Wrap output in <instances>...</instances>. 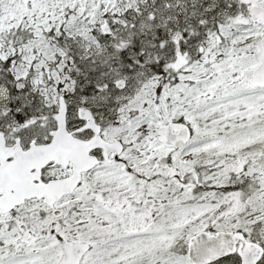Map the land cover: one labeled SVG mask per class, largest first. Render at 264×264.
Returning <instances> with one entry per match:
<instances>
[{"label": "snow or ice", "instance_id": "snow-or-ice-1", "mask_svg": "<svg viewBox=\"0 0 264 264\" xmlns=\"http://www.w3.org/2000/svg\"><path fill=\"white\" fill-rule=\"evenodd\" d=\"M0 264H264V0H0Z\"/></svg>", "mask_w": 264, "mask_h": 264}]
</instances>
